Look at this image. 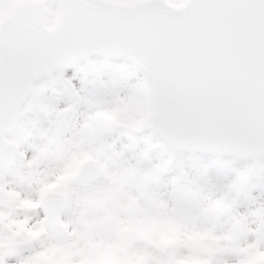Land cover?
Here are the masks:
<instances>
[{
	"label": "snow or ice",
	"instance_id": "6c2138e0",
	"mask_svg": "<svg viewBox=\"0 0 264 264\" xmlns=\"http://www.w3.org/2000/svg\"><path fill=\"white\" fill-rule=\"evenodd\" d=\"M0 264H264V0H0Z\"/></svg>",
	"mask_w": 264,
	"mask_h": 264
}]
</instances>
